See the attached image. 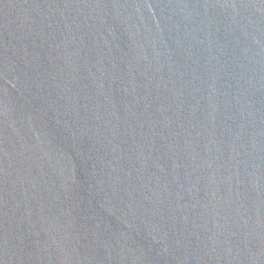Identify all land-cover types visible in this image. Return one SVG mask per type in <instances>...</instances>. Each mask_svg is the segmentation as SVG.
Returning a JSON list of instances; mask_svg holds the SVG:
<instances>
[{
	"label": "water",
	"instance_id": "obj_1",
	"mask_svg": "<svg viewBox=\"0 0 264 264\" xmlns=\"http://www.w3.org/2000/svg\"><path fill=\"white\" fill-rule=\"evenodd\" d=\"M203 264H264V0H92Z\"/></svg>",
	"mask_w": 264,
	"mask_h": 264
}]
</instances>
